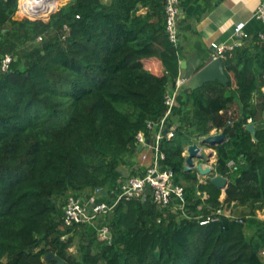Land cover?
Segmentation results:
<instances>
[{"label":"trees","instance_id":"16d2710c","mask_svg":"<svg viewBox=\"0 0 264 264\" xmlns=\"http://www.w3.org/2000/svg\"><path fill=\"white\" fill-rule=\"evenodd\" d=\"M17 1L0 0V56L17 60L0 71V264H56L45 260L49 252L64 264H264V219L256 216L264 129L253 140L245 128L264 118V39L223 52L225 84L181 90L190 112L173 122L160 151L182 186L185 216L162 211L148 193L121 197L105 240L83 223L64 224L62 206L68 195L113 186L137 154V132L150 140L147 123L164 116L179 74L164 1L74 0L47 21L13 19ZM213 129L225 135L214 146L224 190L183 171L184 147ZM224 206L231 216L217 213ZM74 235L78 255L68 250Z\"/></svg>","mask_w":264,"mask_h":264},{"label":"built area","instance_id":"2783aa9c","mask_svg":"<svg viewBox=\"0 0 264 264\" xmlns=\"http://www.w3.org/2000/svg\"><path fill=\"white\" fill-rule=\"evenodd\" d=\"M164 1V21L165 31L168 40L177 49L179 56V42L177 23L180 14L179 0H163ZM254 17L264 22V0L258 5L255 10ZM245 23L237 22L233 27V35L236 39H245L248 37L244 31ZM259 38L264 39V34H260ZM40 40V37L37 38ZM234 44V43H233ZM215 49V56L223 57V52L231 47H224L217 43L211 44ZM14 59L9 54L0 56V71H8L11 68ZM181 87L179 79L176 80L174 88L165 95L164 103L167 108L164 116L158 122H148L146 127L150 130L157 129L151 140L147 139L143 131L136 134V145L145 146L151 151L150 163L145 167L142 173L131 174L127 179L117 184L110 191L112 201L101 200L99 191L101 188H94L86 197L79 198L74 195H68L65 203L62 206L61 219L64 224L71 225L73 223H83L92 228L100 239H109V229L105 221L106 217L114 209L116 203L121 197H140L147 193L151 201L162 211H172L180 213V216H185L183 189L181 185L173 184V171L166 166H162L161 160L163 153L158 148V144L163 137L170 138L173 135V130H165L164 120L170 109L176 103L178 89ZM147 158L145 154L142 159ZM233 161L228 162V166H232ZM217 213H223L226 216H231L229 209H219ZM103 219L98 221V219ZM212 218H200L199 223L204 224Z\"/></svg>","mask_w":264,"mask_h":264},{"label":"crops","instance_id":"0c3cea01","mask_svg":"<svg viewBox=\"0 0 264 264\" xmlns=\"http://www.w3.org/2000/svg\"><path fill=\"white\" fill-rule=\"evenodd\" d=\"M262 1L263 0H179L180 14L177 23L179 42L178 59L179 64L183 62V67L179 66L177 79L180 80L181 87L178 89L175 105H173L169 114L165 117V126L162 131L172 130L175 127L173 122L178 120L180 116L190 112L189 109L183 108L179 100L180 93L187 79L205 65L209 57L213 55L212 43L215 42L218 45H223L228 48L237 44L249 42L259 37L260 34H264V22L254 17L255 10ZM239 21L245 23L244 31L248 35L247 38L241 40L236 39L233 35V27ZM238 40L240 41L238 42ZM13 62L16 63L17 60L14 59ZM261 91L264 92V85L261 87ZM256 97L255 94V98ZM253 129L254 135H252L248 129L246 130L250 133L252 139L255 140L257 132L264 129V118L261 121L253 122ZM156 131V128L151 131L152 137L155 135ZM210 133H220V131L217 132L213 129ZM195 141L198 142L199 140H194L192 142ZM209 149L213 152L211 157H216L215 148L207 147V151H210ZM143 154H145L147 158L142 159ZM151 155V151L145 146L137 148V154L130 163L128 162L121 165L116 172L114 176V185H111L107 189L105 200L109 201L108 198L112 197L110 191L112 188L114 189L117 184L125 181L131 174L142 173L145 167L150 163ZM196 162H199V160H196ZM208 163L206 165H211L214 168L215 163ZM199 176L201 180L206 178L201 175ZM145 193H147V191ZM223 197L224 193H222L221 199ZM224 208L230 210L231 206H224ZM246 230L247 229H245V231ZM251 233L253 241L259 239L252 231ZM259 251H264V244L259 247Z\"/></svg>","mask_w":264,"mask_h":264},{"label":"water","instance_id":"95a60500","mask_svg":"<svg viewBox=\"0 0 264 264\" xmlns=\"http://www.w3.org/2000/svg\"><path fill=\"white\" fill-rule=\"evenodd\" d=\"M39 19V18H34ZM240 40H238L239 42ZM213 53L215 49L212 48ZM180 67H183V62L179 64ZM219 81L222 84H225L228 81V76L224 70L222 58L215 56L214 54L209 57L208 61L200 69H198L187 81L184 83V87L189 90H193L201 87L204 83ZM246 129H248L252 135H254L253 122L249 120L246 123ZM225 138L224 133H209L207 136L199 138L198 142H191L185 147L184 155L185 161L183 165V171H193L196 170L199 175L204 177H210L212 183H214L218 188L224 190L227 185V178L214 173V168L211 165H206L213 152L207 151L208 148H213L215 145L219 144ZM161 143L158 144L160 149ZM140 145H137L139 148ZM199 160V162H196ZM99 195L105 197L107 195V187H103L99 191ZM144 198V196H142ZM109 201H112V197L108 198ZM56 257L52 252H49L45 256V260H56V264H64V262ZM58 261V262H57ZM63 262V263H62Z\"/></svg>","mask_w":264,"mask_h":264},{"label":"rangeland","instance_id":"374dc122","mask_svg":"<svg viewBox=\"0 0 264 264\" xmlns=\"http://www.w3.org/2000/svg\"><path fill=\"white\" fill-rule=\"evenodd\" d=\"M55 1H61V0H53V3ZM67 1V2H66ZM74 0H62L59 5L57 7H55L54 9H52L48 15H42L41 17L39 16H32V15H26L25 13H22L21 11V8H20V5L21 3L23 2L22 0H19V5H18V1H17V7H16V10H15V13L13 15V19H22V18H28V19H31L33 20L34 18H39L40 20L42 21H47L49 19V16L51 13H53L54 11L58 10V9H61V8H67L68 5H70ZM66 2V3H65ZM52 3V4H53ZM22 13V14H21ZM216 155V154H215ZM216 161V157H211L210 160H209V163L208 164H214ZM233 210V209H232ZM256 216H258V218H262L264 219V208L262 210H258L256 211ZM245 234L248 238L251 237V230L250 229H247L245 231ZM78 235H74V238H73V244L71 245V247L68 249L69 252L73 255H78V252H77V246H78ZM254 241H257L256 239ZM260 255L262 256V258L264 259V251H259ZM56 258V257H54ZM60 260V259H59ZM58 262V261H57ZM63 263V262H62Z\"/></svg>","mask_w":264,"mask_h":264},{"label":"bare ground","instance_id":"6f19581e","mask_svg":"<svg viewBox=\"0 0 264 264\" xmlns=\"http://www.w3.org/2000/svg\"><path fill=\"white\" fill-rule=\"evenodd\" d=\"M23 2L20 5V8L22 13H25L26 15H32V16H39L42 15H48L53 0H22ZM21 13V14H22Z\"/></svg>","mask_w":264,"mask_h":264}]
</instances>
